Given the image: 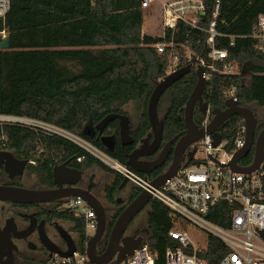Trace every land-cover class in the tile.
<instances>
[{"label": "trees", "instance_id": "1", "mask_svg": "<svg viewBox=\"0 0 264 264\" xmlns=\"http://www.w3.org/2000/svg\"><path fill=\"white\" fill-rule=\"evenodd\" d=\"M261 15H264V0L222 1L216 30L224 38H216L214 45L225 50L227 57L214 62L217 72L207 82L208 89L203 95L204 102L213 109L225 110L226 101L234 97L240 107L252 110L260 120L256 135L264 129V55L257 50L256 42L243 38L253 34ZM202 18L203 28L193 29L180 23L174 33L167 31L164 39L143 34L144 11L137 0H11L8 11L0 19V42L2 32L9 38V48L0 50V117L57 127L125 166L126 156L134 147L121 148L117 123L113 124V138L106 151L84 133L94 129L107 113H120L130 105L144 114L140 129L132 134L135 142L147 135L148 100L157 83L166 77L170 64L171 49L159 54L156 46L171 39L179 69L188 65L194 69L164 93L158 108L169 110L164 139L182 132L185 126L180 111L197 84L195 70L200 61L211 63V47L204 29L213 19L212 0H206ZM225 66L232 67L233 74L223 73ZM204 121L205 116L196 108L193 122L201 126ZM243 127L239 116L229 118L220 127L224 149L232 148L236 138L242 136ZM0 150L33 161L30 171L43 180L54 165L69 159L78 168L93 166L112 174L113 189L107 191L110 201L114 189L121 185L122 177L99 159L68 138L49 134L39 127L0 122ZM79 158L82 163L77 162ZM252 161L251 153L241 164L249 166ZM140 191L133 185L126 203ZM148 210L149 234L143 245L151 253L153 264H165L166 250L175 245L168 233L176 219L155 199L148 204ZM230 212V205L217 203L209 219L226 227ZM69 219L78 225L75 245L84 254V222ZM227 252L225 245L211 236L198 258L206 264H219Z\"/></svg>", "mask_w": 264, "mask_h": 264}, {"label": "built area", "instance_id": "2", "mask_svg": "<svg viewBox=\"0 0 264 264\" xmlns=\"http://www.w3.org/2000/svg\"><path fill=\"white\" fill-rule=\"evenodd\" d=\"M143 11L155 9L161 15V37L165 39L167 31L174 33L180 23L193 29H201L202 17L206 8V0H137ZM223 0H212L213 19L207 29V44L211 47L209 58L211 63L200 61L199 66L205 71L206 91L207 82L212 79L217 69L214 62L225 60L227 52L215 47L216 38H224L216 30V19L219 16ZM11 0H0V19L4 17L10 7ZM5 32L1 33L4 38ZM236 37H231L235 40ZM256 42L257 50L264 55V15L258 17L257 26L252 35L246 36ZM233 45V44H231ZM170 48V64L167 75L179 69V59L174 56L173 42L164 41L156 46L159 54H165ZM191 58H188V63ZM198 66V67H199ZM223 73L233 74V68L225 66ZM236 100L234 97H232ZM209 113L200 126L206 128L209 124ZM0 122L8 124H24L39 127L49 134H56L73 139L81 145V140L50 125L14 117H0ZM223 141V140H222ZM222 141L218 147H213V139L205 135L193 144L196 153L187 167H181L178 173L167 180L159 189H154L150 182L137 174L126 165H121L95 148L89 147L91 153L100 161L114 170L123 179L141 191H148L152 199L157 200L176 219L174 228L168 236L175 245L165 252V264H206L198 258V254L206 250L209 237L219 239L228 252L221 258L219 264H264V169L250 174L236 173L229 167L234 154L244 145V127L242 136H238L230 150L224 149ZM224 151L221 159L219 153ZM241 166V164H240ZM246 167V166H242ZM217 203L230 205L227 226H219L210 221L209 216ZM74 217L85 225L86 241L93 237L97 230L96 218L91 208L81 199L72 198L65 204ZM45 264H93L86 254L76 252L69 258L58 255L51 257ZM108 264H113L110 262ZM117 264H153V257L143 243L133 256L125 258Z\"/></svg>", "mask_w": 264, "mask_h": 264}, {"label": "water", "instance_id": "3", "mask_svg": "<svg viewBox=\"0 0 264 264\" xmlns=\"http://www.w3.org/2000/svg\"><path fill=\"white\" fill-rule=\"evenodd\" d=\"M9 48V38L4 37L0 42V50ZM194 67L188 65L180 68L161 80L155 86L147 105V117L150 123L152 133H150L140 143L141 145L127 156L126 166L137 173L149 174L153 168L163 165L168 151L173 140L168 143L167 147L161 151L155 163L145 164L139 161V158L150 156L156 152L162 143L164 124L158 119L157 106L163 94L176 82L189 74ZM197 75V84L195 85L184 109L180 112L183 115L185 131L179 135L180 142L174 148V157L171 166L166 172L151 180L150 184L154 189H159L167 180L173 178L181 167H187L193 160L195 152L192 151L184 154L188 146L200 141L205 135H210L213 139V147H218L222 141L219 134L220 127L231 117L239 116L244 123V145L234 154L229 167L233 172L250 174L259 169H264V129L256 135L258 124L257 117L253 111L240 107L237 100L229 98L225 103V110L213 109L204 102L203 95L206 91L205 71L202 67H197L195 70ZM197 108L203 116L208 113L212 115V119L206 128H202L193 122V112ZM119 121V135L121 146L133 144V139L129 134V119L126 116L110 114L106 116L97 126L96 129L102 132L108 123ZM153 138L150 143V139ZM253 153V161L249 166L242 167L240 162L245 159L250 153ZM27 161L16 160L11 153L0 151V168L4 166L5 172L10 176L21 175ZM81 172L78 170H69L65 165H57L53 168V177L55 183H61L66 177H71L64 183L74 186L80 179ZM127 179L124 178L122 186L127 184ZM28 185H33L34 182H27ZM78 198L84 201L93 211L97 230L93 237L87 240L85 254L88 260L93 264H108L113 262L117 264L125 258L133 256L135 251L139 249L143 243L141 237H124V233L129 224L143 211L150 203L152 196L148 191L142 190L121 212L116 219L108 239L106 249L99 254L98 246L101 244L106 231V219L102 206L98 200L91 194L82 193L74 188H69L65 191H32L27 189H19L10 186H0V201H14L19 203H36L44 202L53 199ZM120 203L119 201H117ZM146 233V232H145ZM66 241V250L61 251L55 248H49L52 254H56L61 258H69L76 252L74 242L68 236L63 235Z\"/></svg>", "mask_w": 264, "mask_h": 264}, {"label": "flooded vegetation", "instance_id": "4", "mask_svg": "<svg viewBox=\"0 0 264 264\" xmlns=\"http://www.w3.org/2000/svg\"><path fill=\"white\" fill-rule=\"evenodd\" d=\"M157 113H158L159 121H162L164 124L161 146L152 155L139 158V161L145 164L155 163L161 151L164 149V147H167L168 143H170L172 140H173V143L170 146V149H169L170 151H168L169 152L168 156L165 162L163 163V165L153 168L154 170H152L151 173L149 174H140L136 172L137 174L141 175L142 177L148 180H153L154 178L160 176L161 174H163L164 172L168 170V168L171 166L173 162L174 148L178 145L181 139L179 135L185 131L184 129L182 132L171 135L169 139H164V130L167 127L169 110L166 107H162V108L160 107L159 109L157 106ZM110 114L126 116L129 119V134L131 138L133 139V144L124 146V147L121 146L120 135L118 133L119 143L122 149H124L125 147H134L133 151L136 150L141 145L140 142L144 140L150 133H152V129L148 121L149 126H150L149 132L138 143L135 142L132 134L135 135L140 129L141 123L144 119V114L138 111L137 109H132L130 105H127L126 107L122 108L120 113H115V112L107 113L102 118V120ZM180 114L182 115V113ZM146 117H147V111H146ZM182 118H183V115H182ZM147 120H148V117H147ZM257 120L259 123L260 120L258 118ZM115 123H117L118 129H119V121L118 119H116L115 121L108 123V125L103 129L102 132H99L96 129V126L98 125L96 124L94 126V129H88L84 133V136L87 139H89L92 143H96L99 146L103 147L104 150L106 151L109 149L111 139L113 138L111 132L113 131V124ZM260 132H258V134ZM77 139L81 140L80 138H77ZM69 140H71L76 145L84 149L91 156L96 158V156H94L91 153L89 147H86L87 145L92 147V144L81 140L82 142L86 144V145H81L80 143H78L77 141L73 139H69ZM152 140L153 138H151L149 142L151 143ZM0 151L11 153L12 156L16 160L27 161V164L21 175L10 176L8 173L5 172L4 166L0 168V186L2 185L10 186L14 188L27 189V190H32V191H59V190L65 191V190H68L69 188H74L82 193H87V194H91L92 196H94L98 200L100 205L102 206L105 219H106V223H107L105 235L103 237L101 244L97 248V252L101 254L106 249L108 239L110 236V232H111V229L116 219L121 214V212L124 210V208L129 204V203L127 204L126 202L128 198L132 195V186H133L130 182L127 181V184L122 186V183L124 180L122 178L121 185H119L116 189H114L115 191L112 195V200L110 201L108 199L107 191L113 189L112 186L115 180L114 176L110 174L113 176V182L111 184H104V186L101 189L104 200H105V203H104L103 201H101V196L98 193V184L94 182L93 172L94 170H96L95 167L82 166L81 168H78L72 163V159H69L61 164H56L53 166V168L57 165H65V167L69 170H78L79 172H81L80 179L78 180L76 185L71 186V185L64 183L67 180H71L70 176L66 177L63 180V182L57 184L54 181L53 168L51 170V173L47 174L46 179L43 180L41 177L39 178L36 173L30 171L29 169L30 165L35 164L33 161L31 160L28 161L22 158H18L15 156L13 152L8 151V150H0ZM192 151L196 153V148H194L193 145L188 146L185 149L184 154L186 155ZM127 156H126V159H127ZM77 162L82 163V159L80 158L77 159ZM104 165L107 166L106 164ZM241 166L243 165L241 164ZM103 173L109 174L106 172H103ZM27 182H34V184L28 185ZM119 196H125V197L121 198ZM70 199L72 198L53 199L49 201L36 202V203H19V202H14V201H0V264L46 263L51 257L56 255V254H52L49 248H55L61 251L66 250V241L63 238L62 234L71 238V240L75 244V240L77 238L76 232L78 231L79 228L77 224H74L73 222L70 221L69 219L70 217L74 219L76 218L74 217V215L71 213L70 210L65 208L66 202ZM117 201H119L120 203H118ZM107 205H113V207H115L116 209L112 210ZM146 209H147L146 222L143 224H140L138 228L130 232L131 227L134 224V221L139 216L138 215L127 227L123 235L124 237L136 236V237H141L144 239L149 234L148 218L150 217V211L148 210V205L143 209V211ZM77 220L82 221L78 218ZM84 231H85V225H84Z\"/></svg>", "mask_w": 264, "mask_h": 264}, {"label": "rangeland", "instance_id": "5", "mask_svg": "<svg viewBox=\"0 0 264 264\" xmlns=\"http://www.w3.org/2000/svg\"><path fill=\"white\" fill-rule=\"evenodd\" d=\"M160 22H161V15H160L159 10H155V9L145 10L144 11L143 28H142L143 34L150 35V36H160L161 30L163 31V29L161 28ZM247 78H248V76H247ZM255 113H257V109L255 110ZM258 114L261 115L262 112H258ZM222 145L225 146L224 141H222ZM223 155H224V151L220 150L219 156L221 159L223 158ZM93 174H94V182L96 184H98V193L101 196V201H103L105 203L101 189L104 186V184H111L113 182V176L110 174H105L97 168H96V170H94ZM119 197L124 198L125 196H119ZM107 206L110 207L112 210L116 209L115 207H113V205H107ZM146 213H147V209L142 211L139 214L137 219L134 221V224L131 227L130 232L132 230L138 228L140 226V224H143L146 222V219H147Z\"/></svg>", "mask_w": 264, "mask_h": 264}]
</instances>
